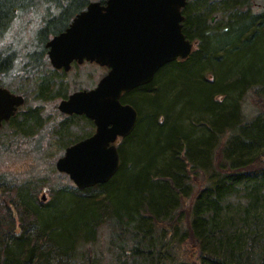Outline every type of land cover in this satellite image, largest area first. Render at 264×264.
<instances>
[{"label":"trees","instance_id":"16d2710c","mask_svg":"<svg viewBox=\"0 0 264 264\" xmlns=\"http://www.w3.org/2000/svg\"><path fill=\"white\" fill-rule=\"evenodd\" d=\"M28 2L0 0V32ZM214 12L220 23H210ZM184 15L191 54L121 97L138 119L114 176L79 190L54 166L0 173V264H264V0H196ZM49 83L39 79L35 92ZM131 93L142 94L141 109ZM44 117L28 107L4 125L31 141ZM63 117L49 130L64 148L79 122L93 130L84 116ZM49 181L45 203L37 192ZM62 190L73 197L58 200Z\"/></svg>","mask_w":264,"mask_h":264},{"label":"water","instance_id":"95a60500","mask_svg":"<svg viewBox=\"0 0 264 264\" xmlns=\"http://www.w3.org/2000/svg\"><path fill=\"white\" fill-rule=\"evenodd\" d=\"M185 4L186 0L90 1L47 42L55 68L68 70L71 61L85 59L108 69L95 87L74 91L57 105L60 112L84 115L95 126L90 136L67 146L55 161V169L79 190L107 182L119 168L115 141L128 136L138 119L131 104L121 103L122 93L151 82L160 67L191 54L192 42L182 32ZM23 102L22 95L0 86V125Z\"/></svg>","mask_w":264,"mask_h":264},{"label":"rangeland","instance_id":"374dc122","mask_svg":"<svg viewBox=\"0 0 264 264\" xmlns=\"http://www.w3.org/2000/svg\"><path fill=\"white\" fill-rule=\"evenodd\" d=\"M45 1L46 3L49 2L48 0H44L43 2ZM79 1L80 0H77L78 3ZM194 1L196 0H188V3L190 4ZM25 4L26 3L23 5ZM24 9L20 11L22 13L21 16L12 18L11 21L3 27L0 35V54L9 51L10 58L13 59L10 68L3 73V83L13 89L14 92L23 93L26 96L25 103L20 109L26 110L28 107L37 108L42 115L45 116V119L43 121L44 126L42 129H39V131H35V136L31 141H22L20 135L16 133L13 135L10 128L6 125L0 127V173H7L10 174V177L17 176L19 178L34 177V175H39L43 171L47 172L54 166L56 159L64 151V145L62 146V143H60L61 141H59L57 136L53 134V131L49 129H52V124L55 123L54 121L64 118L57 110V104L62 98L61 95L68 94L80 87L95 85L104 71L101 67L95 66L94 64H84L79 67L73 66L68 73L63 74L57 73L48 66H42L33 76H28L30 71L24 68L26 59L20 52L19 46L27 43L26 45L31 47L34 42L36 44V38H34L33 34L30 35V33L31 29H35V26H38L39 23L36 22L38 21V15L33 16L28 13L34 14L35 11H33V9L29 10L27 8L26 11H24ZM217 13L219 15H217L214 21L215 24L220 23L223 18L222 14L219 12ZM41 78L49 79L50 83L48 93L39 96L40 94H37L38 92L36 93L35 90L36 84ZM130 98L138 107L142 99V94L131 93ZM254 101L255 100H248L245 103V114H254V109L252 108ZM54 118L55 120H52ZM79 123V126L73 130L77 135L75 140H79V135L85 131L86 133L88 131V133L92 132L91 128L80 130L82 127L85 128L87 126L80 127L82 124L81 122ZM72 141L73 140H71V142ZM122 141V139L117 141L116 145L119 146ZM36 142H38V144H36ZM41 144L43 147H40ZM37 145L39 147H37ZM126 147L127 146H125L123 153L125 157L127 155ZM43 177L44 176H38L36 178ZM51 183L52 181L45 182V185L37 192V199L41 200L40 196L44 194L45 200L41 201L46 203L51 200L52 195L49 191ZM59 195L61 196L58 200L61 198L70 199V197H73L71 196L72 192L68 190H62Z\"/></svg>","mask_w":264,"mask_h":264},{"label":"flooded vegetation","instance_id":"af4514ba","mask_svg":"<svg viewBox=\"0 0 264 264\" xmlns=\"http://www.w3.org/2000/svg\"><path fill=\"white\" fill-rule=\"evenodd\" d=\"M43 1L29 0V2L26 3L25 5H22V6L17 7V8H13L12 12H11V17H9V20L7 22V24H8L12 18H16L18 16H21L22 13L20 11L23 10L24 8H25L24 11H26L27 8L29 10L33 9V11H35L34 14L28 12L30 15H33V16L38 15V18H37L38 21H36V22H38L39 24H38V26H35V29H31V33H30V35L33 34L34 38H36V44L34 42V44L30 47V46L26 45L27 43H25V44L23 43L24 45L19 46L20 52L25 56V59H26V61L24 62V68L28 69V67H30V69H31V67H36V68L40 69L42 66H44V67L48 66L52 70L56 71L57 73L65 74V73H68V71H70L73 66L79 67L80 65H84V64H94L95 66H99L104 70L102 75L98 78V80H97V82H98L99 79L106 73V71H107L106 66H100L94 61L90 62V61L83 59L81 62H79L77 60L71 61L69 64L68 70H64L63 68H55L50 63V59L48 56L49 47L47 46V42L54 35L65 30L69 26V24L71 23L73 18L78 13H80L81 11L86 9V6L90 2V0H81L82 2L79 5H77L76 7H73V0H48L49 2H47V3H46V1L45 2H43ZM99 1L101 2V4L105 3V0H99ZM187 4H188V0H186L185 6L181 8V12L183 15L182 27L185 23L184 10L187 7ZM217 15H219V14L213 13L210 16V23H213L215 21V19L217 18ZM59 17H63V19H64L63 25H61L59 28H53L52 27L53 23H55ZM7 24H5V26ZM2 29H1L0 35L2 33ZM192 48H194V45ZM27 56L29 59H32V62H34L33 64L29 63V60H27L28 59ZM12 61H13V59L10 58V52L9 51L7 53H1L0 54V62L2 64V70H3L2 73L0 72V86L8 89L10 92H12L14 94H21L24 97V100H26V96L23 93L14 92V90L9 88L8 86H6V84L4 85L3 80H2L3 77L1 78V74L3 76L4 71H6L10 68V66L12 65ZM97 82L95 83V85L97 84ZM95 85L77 88L76 90H73L72 92H70L68 94L61 95L62 98L60 100L66 99L67 96L69 94L73 93L74 91L88 90V89H91L92 87H94ZM126 92H124V93H126ZM18 111H19V109H17V111H15V113L13 115H15ZM61 114L63 116H67L64 113H61ZM69 116H71V115H69ZM2 124H3V122H2ZM94 129L95 128H93L92 132H90L89 135H91L93 133ZM89 135H87V136H89ZM121 139L122 138L117 137L115 143H117V141H120Z\"/></svg>","mask_w":264,"mask_h":264}]
</instances>
